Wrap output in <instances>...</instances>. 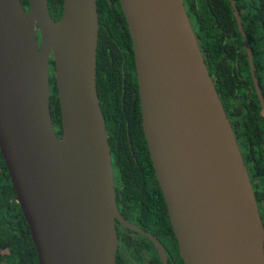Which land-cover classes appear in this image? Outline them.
<instances>
[{
	"label": "water",
	"instance_id": "95a60500",
	"mask_svg": "<svg viewBox=\"0 0 264 264\" xmlns=\"http://www.w3.org/2000/svg\"><path fill=\"white\" fill-rule=\"evenodd\" d=\"M0 0V156L37 264H114L117 219L95 85V0ZM140 126L183 264H264V226L182 0H117ZM247 56L249 46L229 0ZM38 35V40L36 38ZM52 61L60 136L48 104Z\"/></svg>",
	"mask_w": 264,
	"mask_h": 264
},
{
	"label": "trees",
	"instance_id": "16d2710c",
	"mask_svg": "<svg viewBox=\"0 0 264 264\" xmlns=\"http://www.w3.org/2000/svg\"><path fill=\"white\" fill-rule=\"evenodd\" d=\"M20 2L26 7V0ZM216 2L219 11L218 6L216 9H207L205 5H201L196 13L194 10L198 5H193L192 2L186 5L187 12L190 14L192 10L194 13L192 31L195 40L224 112L236 113V120L240 127L246 128L247 136L255 134L264 137V116L251 80L243 40L232 8L228 0ZM233 3L251 53L253 75L264 102V0H233ZM95 4V85L104 118L111 164L117 169L118 177L123 180L130 174L128 164L134 166L135 163L140 166L142 173L152 177L153 170L140 126L133 54L125 22L117 0H95ZM46 6L51 18L57 20L61 0H46ZM48 66L50 119L55 134L59 137L61 129L58 102L50 59ZM135 173H139L138 169ZM155 189L160 193L157 185ZM164 219L166 238L176 252L166 211ZM260 220L264 226V212ZM0 264H37L28 227L16 202L1 156Z\"/></svg>",
	"mask_w": 264,
	"mask_h": 264
},
{
	"label": "flooded vegetation",
	"instance_id": "af4514ba",
	"mask_svg": "<svg viewBox=\"0 0 264 264\" xmlns=\"http://www.w3.org/2000/svg\"><path fill=\"white\" fill-rule=\"evenodd\" d=\"M182 2L191 28L194 13L191 10L189 14L186 10L189 2L198 5L194 10L196 13L199 12L201 5H205L207 9L208 7L216 9L218 6L216 0H189V2L182 0ZM24 8L26 9L25 6ZM36 38L38 40L37 33ZM225 114H227L226 117L245 165L257 211L261 218L264 212V137L255 134L251 137L247 136L246 128L240 127L236 120V113L227 111ZM128 165L127 169L130 174L123 180L118 177L117 169L111 164L114 200L119 216L137 230L127 228L114 219L113 225L116 233L114 264H183L175 239L177 253L170 240L166 238L164 219L166 209L161 193L155 189L157 183L154 174L151 177V175L142 173L137 163L134 166ZM137 169L139 173H135Z\"/></svg>",
	"mask_w": 264,
	"mask_h": 264
}]
</instances>
